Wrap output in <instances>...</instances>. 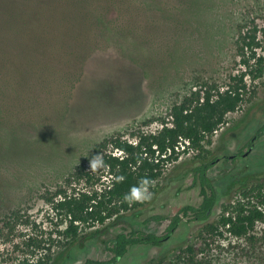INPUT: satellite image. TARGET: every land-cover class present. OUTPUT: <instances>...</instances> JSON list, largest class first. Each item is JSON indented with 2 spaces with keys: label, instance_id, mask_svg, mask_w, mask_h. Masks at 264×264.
Returning a JSON list of instances; mask_svg holds the SVG:
<instances>
[{
  "label": "rangeland",
  "instance_id": "1",
  "mask_svg": "<svg viewBox=\"0 0 264 264\" xmlns=\"http://www.w3.org/2000/svg\"><path fill=\"white\" fill-rule=\"evenodd\" d=\"M239 26H257L264 56V0H0V215L27 209L30 235L46 240L42 233L57 220L47 215L45 191L89 165L103 139L155 131L192 92L228 84L242 68ZM247 82L240 108L202 149L180 147L179 159L150 188V201L106 235L83 243L91 230L58 238L45 263L110 262L102 239L132 228L166 236L182 207L202 202L191 169L219 158L208 172L217 194L210 218L182 217L162 246H134L115 264H264V220L244 238L208 228L243 194L235 180L249 176L254 186L264 173V134L246 157L229 159L246 152L264 126V72ZM22 233L19 226L15 243L24 241ZM5 248L0 256L10 264L34 250L14 248L0 235Z\"/></svg>",
  "mask_w": 264,
  "mask_h": 264
},
{
  "label": "trees",
  "instance_id": "2",
  "mask_svg": "<svg viewBox=\"0 0 264 264\" xmlns=\"http://www.w3.org/2000/svg\"><path fill=\"white\" fill-rule=\"evenodd\" d=\"M244 28L246 26H239V36L235 42L236 57L242 68L238 74L230 77L228 84L211 85L204 92H192L181 103L172 106L170 119L160 120V127L155 131L139 129L129 136L118 134L103 139L94 146L92 157L102 154L105 167L91 170L90 164L83 163L68 174L56 186V190L45 191L43 199L49 205L47 215L57 220L54 228L42 233L46 235V240H38L30 235L32 224L27 209L17 208L0 215V235L4 243L11 242L14 248H18L20 243L34 247L30 254L19 257L18 262L12 264H46L44 259L50 258V245L58 238L75 240L84 230H91L82 236L83 243L96 235H106L110 226L121 224L125 213L137 209L139 203L129 205L123 199L133 185L142 178H148L152 187L164 168L179 159L182 152L180 147L203 148L204 142L226 123L227 116L237 111L244 102L249 93L248 79L254 82L263 75L264 56L262 50H258L261 44L257 26L247 31ZM263 134L264 126L257 136ZM215 162L202 161L191 169L194 184L200 187L202 202L199 206L182 207L179 214L171 219L166 236L133 228L127 232L109 234L102 241L113 255L110 262L87 259L84 264H115L134 246L160 247L167 237L175 233L182 217L198 222L208 220L217 202L216 189L208 175ZM119 177L124 179L119 181ZM249 178L235 180L234 186L240 185L243 194L236 204L225 208L216 224L208 228L216 231L224 227L232 236L244 238L250 236L257 223L264 220V173L254 186L248 183ZM156 219L163 217L149 220ZM19 226L25 238L17 244L13 239L17 237L15 232ZM43 242H46L44 246ZM5 250H0L3 258ZM3 258L0 264H10L8 259Z\"/></svg>",
  "mask_w": 264,
  "mask_h": 264
},
{
  "label": "clouds",
  "instance_id": "3",
  "mask_svg": "<svg viewBox=\"0 0 264 264\" xmlns=\"http://www.w3.org/2000/svg\"><path fill=\"white\" fill-rule=\"evenodd\" d=\"M91 170H98L105 167L102 154L92 157L90 161ZM124 177H119L118 180L122 181ZM151 181L148 178H142L136 185H133L129 191L124 195L123 199L129 205L134 203H143L150 201L153 193L150 190Z\"/></svg>",
  "mask_w": 264,
  "mask_h": 264
},
{
  "label": "flooded vegetation",
  "instance_id": "4",
  "mask_svg": "<svg viewBox=\"0 0 264 264\" xmlns=\"http://www.w3.org/2000/svg\"><path fill=\"white\" fill-rule=\"evenodd\" d=\"M259 138V136H255L250 142H249V144H248V150L246 151V152H243V151H240V153H237V154H235V155H233V156H230L229 157V159H231V160H236L237 159V157H246L252 150H253V148H254V143H255V141L257 140ZM220 159L218 158V159H216V162L217 161H219ZM215 162V163H216Z\"/></svg>",
  "mask_w": 264,
  "mask_h": 264
},
{
  "label": "water",
  "instance_id": "5",
  "mask_svg": "<svg viewBox=\"0 0 264 264\" xmlns=\"http://www.w3.org/2000/svg\"><path fill=\"white\" fill-rule=\"evenodd\" d=\"M110 264H112V263H110Z\"/></svg>",
  "mask_w": 264,
  "mask_h": 264
}]
</instances>
